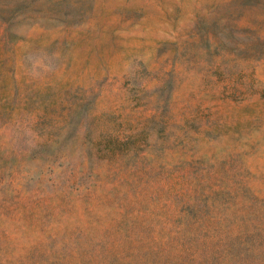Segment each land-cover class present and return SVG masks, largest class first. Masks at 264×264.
<instances>
[{
	"label": "rangeland",
	"instance_id": "374dc122",
	"mask_svg": "<svg viewBox=\"0 0 264 264\" xmlns=\"http://www.w3.org/2000/svg\"><path fill=\"white\" fill-rule=\"evenodd\" d=\"M0 264H264V0H0Z\"/></svg>",
	"mask_w": 264,
	"mask_h": 264
}]
</instances>
